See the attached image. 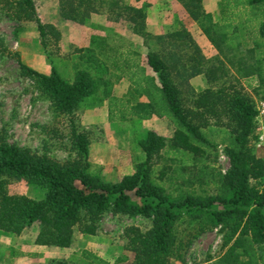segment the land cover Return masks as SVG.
Returning a JSON list of instances; mask_svg holds the SVG:
<instances>
[{"label":"trees","instance_id":"16d2710c","mask_svg":"<svg viewBox=\"0 0 264 264\" xmlns=\"http://www.w3.org/2000/svg\"><path fill=\"white\" fill-rule=\"evenodd\" d=\"M106 1L111 12L118 10L134 22L146 40L175 46L167 55L154 49L147 52L154 73L139 50L96 34L89 45L70 53V76L56 64L42 72L15 53L22 74L35 81L56 114L72 116L84 106L107 101L110 120L166 117L174 133L170 139L154 129L140 133L136 144L144 158L118 180L91 171L90 137L72 118L70 140L76 157L70 161L0 138V229L20 234L37 223V244L69 247L76 227L84 234H97L109 212L141 215L151 218V226L129 225L125 232L133 264H172L173 257L185 262L195 236L181 235L184 222L194 224L196 236L219 227L222 252L214 264H264V161L254 143L256 101L243 86L222 79L227 73L223 59L206 66L187 29L151 34L146 4L59 0V6L65 18L83 22ZM179 1L219 51L237 63L242 77L264 83V0H221L220 20L205 9L203 0ZM2 15L35 21L51 57L50 42L57 44L62 31L42 20L37 0H0ZM185 47L192 52L183 59ZM6 52L10 49L0 38V53ZM198 74L212 83L223 81L197 90L190 78ZM125 77L128 90L118 97L114 83ZM219 146L230 161L225 171L217 164ZM20 180L41 188L44 196L10 192V184ZM81 254V262L58 259L55 264H118L126 258L111 262L89 249Z\"/></svg>","mask_w":264,"mask_h":264},{"label":"rangeland","instance_id":"374dc122","mask_svg":"<svg viewBox=\"0 0 264 264\" xmlns=\"http://www.w3.org/2000/svg\"><path fill=\"white\" fill-rule=\"evenodd\" d=\"M121 1L133 5L146 4V28L153 35L175 29H187L200 46L199 53L205 58L206 66L212 63L217 65L219 60L223 59L227 73L222 79L227 84L243 86L254 101L264 98V83L256 78L242 77L237 70V63H231L204 35L198 24L186 16L181 1ZM208 1L214 5L216 20H220L222 14L217 5L220 0ZM37 4L42 20L56 24L62 31V38L57 44L50 42V57L41 43L35 21H18L5 15L0 16V38L4 39L10 49V52L0 53V138L29 147L41 154L47 153L61 162L70 161L76 157L70 140L72 118L77 128L87 132L90 137L91 171L101 173L107 180H118L124 174L132 172L136 163L144 158V153L137 149V136L147 129H154L170 139L174 133L171 121L166 117L157 116L148 119L134 117L127 120H110L107 101L84 106L72 116L56 114L51 101L42 94L35 81L22 74L15 53L23 62L42 72H50L52 65L56 64L62 72L70 76V53L76 47L89 45L93 35L100 34L107 36L117 45H127L139 50L148 71L154 73L147 64V52L154 49L167 55L175 46L156 38L146 40L137 31L134 22L124 14L119 15L118 10H109L108 1L83 22L65 18L61 13L59 0H37ZM225 50L229 57H233L231 52ZM191 52V49L182 48L183 59ZM176 81L181 82V79L176 77ZM190 82L197 90L208 86L215 87L220 83L209 82L204 74L193 76ZM128 87L129 81L126 77L117 80L114 83V94L120 97L127 92ZM185 93L187 94L186 91ZM217 164L223 171L230 166L223 146H219ZM9 189L10 192L24 193L35 198L44 196L41 188L24 180L14 181ZM151 222V218L141 215L129 216L109 212L102 218L97 234H84L76 227L73 243L69 247L36 245L35 239L39 231L37 223L27 227L20 234L0 229V264H55L58 259L81 262L84 259L81 254L83 249L92 250L111 262H116L119 257H126L118 264H133L132 252L127 248L126 227L138 225L147 229ZM180 231L186 239L195 237L186 252V261L182 262L173 257L172 264H214V259L222 252L223 233L219 227L196 236L194 224L184 222L180 225Z\"/></svg>","mask_w":264,"mask_h":264},{"label":"built area","instance_id":"2783aa9c","mask_svg":"<svg viewBox=\"0 0 264 264\" xmlns=\"http://www.w3.org/2000/svg\"><path fill=\"white\" fill-rule=\"evenodd\" d=\"M256 127H255V147L257 153L263 158L264 161V98L256 100ZM262 180L264 183V172L262 176Z\"/></svg>","mask_w":264,"mask_h":264},{"label":"crops","instance_id":"0c3cea01","mask_svg":"<svg viewBox=\"0 0 264 264\" xmlns=\"http://www.w3.org/2000/svg\"><path fill=\"white\" fill-rule=\"evenodd\" d=\"M182 3V2H181ZM203 4H204V7H205V9L207 10V11H210V12H212L213 14H214V18H215V20L217 19L216 18V16H215V9H214V5L213 4H210L209 3V1L208 0H203ZM182 5H183V3H182ZM216 5V4H215ZM217 5H219V11H221V0H220V2L217 4ZM183 9H184V11L186 12V16H188L189 18H190V20H192V21H194V22H196L192 17H191V15L189 14V12L187 11V9L185 8V6L183 5ZM197 23V22H196ZM198 24V23H197ZM199 26V25H198ZM200 27V26H199ZM200 30L202 31V29H201V27H200ZM203 32V31H202ZM204 33V32H203ZM204 35L207 37V35L204 33ZM206 37H203L204 39H207ZM203 38H202V40H203ZM209 39V38H208ZM198 75H201V74H198ZM197 76V75H196ZM88 112V111H87ZM92 235V234H91ZM36 245H38V244H36Z\"/></svg>","mask_w":264,"mask_h":264}]
</instances>
